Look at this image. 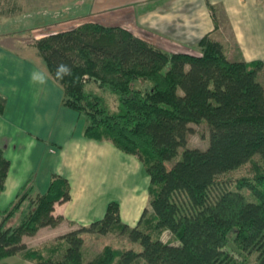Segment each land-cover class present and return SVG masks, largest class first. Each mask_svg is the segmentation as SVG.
Wrapping results in <instances>:
<instances>
[{"label": "trees", "instance_id": "1", "mask_svg": "<svg viewBox=\"0 0 264 264\" xmlns=\"http://www.w3.org/2000/svg\"><path fill=\"white\" fill-rule=\"evenodd\" d=\"M35 47L63 89V106L85 115V137L110 142L142 164L149 208L131 228L113 201L102 219L28 248L23 238L58 226L63 218L54 216L55 206L71 200L65 178L54 175L44 194L29 181L0 210V262L20 254L34 264H231L226 249L234 243L264 264V62H231L210 36L199 42V55L168 54L124 28L92 22L50 34ZM61 62L72 74L57 81ZM91 81L118 97L116 112L86 92ZM6 104L0 97V114ZM202 123L210 128L209 148H189L191 125ZM248 164L249 175L228 176ZM10 168L0 148V193ZM115 232L140 250L108 246L87 261V236ZM165 233L176 242H165Z\"/></svg>", "mask_w": 264, "mask_h": 264}, {"label": "crops", "instance_id": "2", "mask_svg": "<svg viewBox=\"0 0 264 264\" xmlns=\"http://www.w3.org/2000/svg\"><path fill=\"white\" fill-rule=\"evenodd\" d=\"M50 2L45 8L43 0H0V24L15 22L19 17L25 31L47 30L43 38L58 33L57 29L65 32L87 22L121 27L168 54L199 55V42L210 36L223 45L231 62H264V0ZM22 33L20 29L0 35V97L7 102L4 113L0 114V148L11 163L5 191L0 193V210L9 207L37 171L49 169L45 175L50 181L54 175L69 181L71 200L55 206L54 216L62 217L63 221L57 227L42 228L36 237L61 229L67 234L102 219L110 203L102 200L105 183L109 185L114 179L118 182L119 175L130 172L129 167L135 173L140 172L142 164L110 142L86 138L85 130L75 134L72 126L60 128L62 88L50 76L46 65L40 63L42 58L35 42L42 38L28 44ZM30 50L35 60L27 57ZM34 69L46 74L45 85L31 83L30 73ZM58 135L63 139L62 144L56 148L58 151L50 150V167L45 169L41 146L50 145ZM131 197H127L129 201ZM146 197L149 203V193ZM118 203L122 221L131 228L149 207L141 206L140 200Z\"/></svg>", "mask_w": 264, "mask_h": 264}, {"label": "rangeland", "instance_id": "3", "mask_svg": "<svg viewBox=\"0 0 264 264\" xmlns=\"http://www.w3.org/2000/svg\"><path fill=\"white\" fill-rule=\"evenodd\" d=\"M50 1L51 0H43L45 8L49 7L48 5L51 4ZM0 12H1V9H0ZM67 27L68 26H65V28ZM20 29L23 32L21 36L27 37L26 42L28 44H31L32 42H34L36 38H43L42 36L47 34V30H44V31L41 30L35 33L32 31H25L26 28L21 26L20 19L18 17L15 22H12V23L7 22V23L0 24V35L7 34V32H12L13 30L16 31ZM56 31L60 32L62 30L57 29ZM34 51L36 50L34 49ZM192 54H196V53L192 52ZM27 57L30 60H35L33 50L28 51ZM40 63H42V65H45L42 59ZM259 81L264 84V73L262 76L259 77ZM138 84L136 86L139 89H145L149 85V84H144V85H138ZM85 90L88 93H94L96 95L102 96L105 100V104H106L105 106L109 112H116L118 110L119 108L118 107L119 106L118 97L110 93L109 91L100 89L97 83L93 81L89 82ZM61 91L63 94H61V97L59 100V119H58L60 128H64L65 126L71 128L72 126L73 132L75 134H81V132L85 130L86 125H87L86 117L84 114H79V113L67 110L63 107L64 92L62 89ZM191 128H192V132L188 136V147L189 148H199L201 150H207L210 146V128L208 127V125L206 123H202L200 125H191ZM60 133L62 136V132ZM61 136L58 135L57 137H55L54 141L52 142L56 144L55 147L51 145L52 143L50 145L45 143V146H41L42 157L44 159L43 168L47 169L50 167V160L52 158L50 154V150L52 149L54 151H58L57 149L59 145L62 144V141H63ZM37 155L39 159V151L37 152ZM40 157H41V151H40ZM181 159H182V155L177 157L172 162L168 163L167 164L168 167L172 168ZM128 170H130L129 173L119 175L118 182H116L114 179L113 180L114 182L111 181L109 185L105 183L106 185L103 186V192L105 194H103L102 200H107L109 202L125 201V204L131 203L136 200H140L141 206L142 205L149 206L148 197H146L148 196V191L146 194H144V190L146 187H148L149 181H150L148 175L146 174L142 166H141L140 172L138 173H135V169L133 167H129ZM250 170H251V165L248 164L245 167L241 168L240 170H237L229 174L228 176L234 179L241 178L243 176L249 175ZM47 171L39 170L34 174V177L31 178L32 185L34 186L35 191L37 193L44 194L48 189L50 179L46 178L45 173ZM130 196H132L131 197L132 200L129 201L128 198ZM80 228L82 227H79V229ZM65 233L66 231L61 229L59 231L56 230L55 232L53 231L45 235L41 234L38 237H36V235L25 236L23 238V241L25 240V244L28 248H33V247L45 245L47 243L55 242L58 238H60L61 236H64ZM163 238L165 242H171V243L176 242L174 237L168 233H165ZM108 246H111L116 250L118 249L123 250V249H127L130 247L140 250L139 246L133 245L131 242H129L127 236L120 235L118 234V232L109 234L107 236L90 235V236H87L86 245L83 248L84 256L86 260L90 261V260L97 259L101 255L103 250H105V248ZM226 251L230 255L231 259L233 260V263L231 264H255L258 258V255L256 253L247 254L246 252H242L241 250L238 249V247L234 243L231 244L226 249ZM0 264H34V263L23 260L21 255L17 254L10 258L4 259L3 261L0 262Z\"/></svg>", "mask_w": 264, "mask_h": 264}, {"label": "clouds", "instance_id": "4", "mask_svg": "<svg viewBox=\"0 0 264 264\" xmlns=\"http://www.w3.org/2000/svg\"><path fill=\"white\" fill-rule=\"evenodd\" d=\"M71 74L72 68L69 64L61 62L56 66L55 79L57 81H62L65 76H70ZM30 80L33 85H45L47 83V76L44 72L34 69L30 73Z\"/></svg>", "mask_w": 264, "mask_h": 264}]
</instances>
